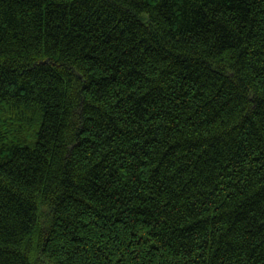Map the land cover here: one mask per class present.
I'll return each mask as SVG.
<instances>
[{
    "label": "trees",
    "instance_id": "obj_1",
    "mask_svg": "<svg viewBox=\"0 0 264 264\" xmlns=\"http://www.w3.org/2000/svg\"><path fill=\"white\" fill-rule=\"evenodd\" d=\"M0 264H264V0H0Z\"/></svg>",
    "mask_w": 264,
    "mask_h": 264
}]
</instances>
